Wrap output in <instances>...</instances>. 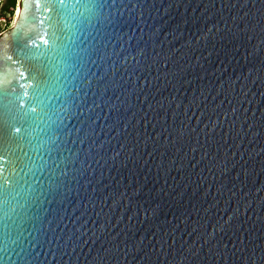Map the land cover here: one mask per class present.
I'll return each mask as SVG.
<instances>
[{
  "label": "water",
  "instance_id": "1",
  "mask_svg": "<svg viewBox=\"0 0 264 264\" xmlns=\"http://www.w3.org/2000/svg\"><path fill=\"white\" fill-rule=\"evenodd\" d=\"M0 264H264V0H17Z\"/></svg>",
  "mask_w": 264,
  "mask_h": 264
},
{
  "label": "rangeland",
  "instance_id": "2",
  "mask_svg": "<svg viewBox=\"0 0 264 264\" xmlns=\"http://www.w3.org/2000/svg\"><path fill=\"white\" fill-rule=\"evenodd\" d=\"M6 2L7 0H0V33L11 26L12 20L17 10L16 2V6L13 10H11V13H4Z\"/></svg>",
  "mask_w": 264,
  "mask_h": 264
},
{
  "label": "trees",
  "instance_id": "3",
  "mask_svg": "<svg viewBox=\"0 0 264 264\" xmlns=\"http://www.w3.org/2000/svg\"><path fill=\"white\" fill-rule=\"evenodd\" d=\"M17 0H7L6 5L4 7V13H11V10L16 6Z\"/></svg>",
  "mask_w": 264,
  "mask_h": 264
}]
</instances>
